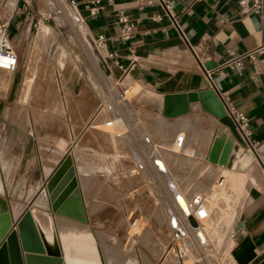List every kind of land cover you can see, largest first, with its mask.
I'll return each mask as SVG.
<instances>
[{"label":"crops","instance_id":"crops-1","mask_svg":"<svg viewBox=\"0 0 264 264\" xmlns=\"http://www.w3.org/2000/svg\"><path fill=\"white\" fill-rule=\"evenodd\" d=\"M65 1L69 6L71 1L76 5L75 10L71 8L73 19L87 40L93 44L99 35L106 38L100 61L107 80L120 87L134 84L130 85L131 91L139 86L141 91L160 100L164 95L210 89L218 98L219 94L224 95L230 105L247 117L251 138L262 147L264 159V30L258 18L238 16V0H171L182 35L163 15L157 0ZM22 2L25 1L0 0V24L10 20L7 37L17 59L13 72H0V196L7 201L11 222L15 223L69 155L85 222L51 216L71 221L70 224H83V230L88 232L93 227L94 206L88 205L79 176L87 177L95 170L107 177L118 172L112 150L100 149L93 141L95 127L89 126L97 120L101 105L88 76V66L92 69V64L72 58L69 46L70 58H65L63 70L55 77L59 94L44 85L47 76L33 82L29 92L32 78L25 81L28 66L51 69L58 62L62 66L63 56L59 61L55 57L67 50V36L60 25L27 11ZM120 14L134 22L126 42L118 39ZM157 16L161 19L156 20ZM131 58L136 62L132 63ZM195 117L199 124L206 121L209 125L205 131L210 133V141L200 153L203 163L218 174L222 168L204 160L218 122L203 112L199 104H190L189 113L178 118L193 121ZM119 136L116 134L111 140ZM57 138H61L63 148H59L64 153L59 148L52 149L51 143ZM230 173L228 182L233 192L234 188H243L244 193L235 223L237 226L241 222V226L234 231L237 237L232 238L229 255L237 264H264V167L251 160L243 171ZM12 202L20 204L16 212L24 206L17 216L15 209L10 212ZM227 211L225 207L210 225L212 229H207L209 232L201 230L206 239L201 248L207 250L211 242L219 243L217 224L231 219ZM38 212L34 221L40 217L35 218ZM98 251L102 258L101 249Z\"/></svg>","mask_w":264,"mask_h":264},{"label":"rangeland","instance_id":"rangeland-1","mask_svg":"<svg viewBox=\"0 0 264 264\" xmlns=\"http://www.w3.org/2000/svg\"><path fill=\"white\" fill-rule=\"evenodd\" d=\"M22 1H25L22 5L27 11L60 25L66 32L63 35L68 37H65L67 50L64 48L65 51L62 50L55 57V61H59L63 56L62 66L58 62L61 68L28 66L25 81L32 78L31 86L28 85L29 92L33 82L37 83L41 77L47 76L44 77V85L51 86L53 92L59 94L55 77L63 70L65 58H70L69 46L72 58L79 63L90 61L92 69L88 66V76L101 105L97 120L90 122L89 126L95 127L93 141L100 149L112 150L118 169L108 177L101 170H95L87 177L79 176L81 191L86 194L88 205L94 206L91 213L93 227L87 229L88 233L83 230V224H72L83 228L81 231L72 225L64 227L58 224L60 245H63L66 237L86 238L101 264H108L110 260L112 264L125 261V264H225L230 256L244 191L243 188H234L233 192L228 182L230 170L221 169L217 174L211 166L203 163L200 150L210 141V133L205 131L209 128L208 123L202 121L199 124L200 120L196 117L193 121L189 118L166 119L161 116L162 100L159 97L141 91L139 86L131 91L130 85L134 84L120 87L114 81L107 80L100 61L101 50H97L84 36L81 27L75 25L72 9L65 0ZM0 72L4 70L0 69ZM109 121L111 125L107 126ZM178 123L179 131L176 132L174 126ZM116 134L120 136L112 141L111 137ZM176 136L185 137L182 150L174 147ZM60 140L57 138L51 143L52 149L61 146ZM253 162L256 164V161ZM131 170L135 173L132 174ZM168 178L179 188L189 208L195 195L202 197L207 219L200 223L199 231L209 232L212 229L210 225L225 207L228 208L226 214L231 219L222 225V221L217 224V230L222 229L217 245L211 242L209 249L201 248L168 187ZM221 178L223 182L219 185ZM18 203L12 202L10 206V212L15 209L13 212L16 216L20 212H16L20 205ZM177 230L184 234L183 237L176 235ZM92 232L94 234H90ZM204 240L203 246L206 245L205 237ZM98 248L101 249L102 258Z\"/></svg>","mask_w":264,"mask_h":264},{"label":"water","instance_id":"water-1","mask_svg":"<svg viewBox=\"0 0 264 264\" xmlns=\"http://www.w3.org/2000/svg\"><path fill=\"white\" fill-rule=\"evenodd\" d=\"M190 104H199L200 109L218 122L211 137L204 160L212 166L225 170L243 171V159L247 156L244 144L234 125L225 115L224 108L216 93L210 89L198 93L164 95L161 116L175 119L189 113ZM250 153V152H249ZM250 162L255 161L250 153ZM31 207L85 222L78 182L71 157L66 156L46 181L43 190L31 203ZM241 226L237 223L236 229ZM0 264H64L61 256L46 252L31 209L12 224L7 201L0 196Z\"/></svg>","mask_w":264,"mask_h":264},{"label":"built area","instance_id":"built-area-1","mask_svg":"<svg viewBox=\"0 0 264 264\" xmlns=\"http://www.w3.org/2000/svg\"><path fill=\"white\" fill-rule=\"evenodd\" d=\"M157 5L160 10L163 12V15L168 18L172 27H174L181 35L182 31L177 23V19L173 13L174 2L171 0H157ZM70 6L73 10L76 9V5L71 1ZM237 13L240 18L256 17L261 22L262 30H264V0H238L237 2ZM156 20H160L159 16L155 17ZM118 22L120 24V30L118 39L121 42H126L130 39L132 30L134 28V22L127 18L126 15L120 14ZM10 20H5L0 24V69L13 72L17 66V59L14 52L11 50V46L7 37V31L9 29ZM106 42V38L102 35H99L95 38L93 42L94 47L102 49ZM131 62L135 63L136 59L131 58ZM210 78V74H208ZM219 100L224 108L225 115L230 119L234 125L238 135L243 141L244 148L250 152L255 161L264 167V159L262 154V147L255 143L251 138V133L248 129V119L247 117L237 111L232 105H230L224 95L219 94ZM107 126H110V121L106 123ZM185 146V137L176 136L174 140V147L177 150H182ZM223 179H220L219 185H221ZM191 207L193 210L194 219L201 223L207 219V213L203 207V199L200 195H195L191 199ZM180 254V253H179ZM183 256V254H180ZM225 264H237L234 259L230 256L227 258Z\"/></svg>","mask_w":264,"mask_h":264},{"label":"bare ground","instance_id":"bare-ground-1","mask_svg":"<svg viewBox=\"0 0 264 264\" xmlns=\"http://www.w3.org/2000/svg\"><path fill=\"white\" fill-rule=\"evenodd\" d=\"M186 123L189 124V122L187 120H186ZM179 124L180 123H178L174 126V130L176 132L179 131ZM136 157H138V156H136ZM156 161H158V160H156ZM249 162H250V158L246 156L242 161V166H245V167L249 166ZM156 167L158 168V166H156ZM159 167H161V166L159 165ZM231 171H236V170H231ZM167 184H168V187H169L170 191L172 192L173 196L175 197V200L177 201L178 206L181 209L183 215L188 220V224L190 225L191 229L194 231L193 233L195 234L196 240L199 242V245L201 247H203L205 240H204V237H203L201 231H199L200 223L197 222L193 217V210H192L191 204H190V208H189L188 204L186 203L185 199L183 198L182 194L180 193L179 188H177V186L172 182L171 178H168ZM0 188H1V185H0ZM23 207L24 206H20V211ZM30 209H35V210L40 211L35 216V218L38 215H40V217L36 218V220L34 222H35V225H36L37 230L39 232V235L41 237V240L45 246V250L48 254L61 256L64 260V264H101L100 259L97 258L93 254V252L91 251L92 250L91 244L88 242V240L86 238L82 239V238H79V236L66 237V239L64 238L65 241H64L63 245H60L58 231H57L56 226L59 224V225L64 226V227H69L72 224H65V222H68L67 220H65L63 218H58V217L53 218L51 216V214L44 212V211H41L39 209L33 208V207H30ZM35 210H31L32 216L35 215V212H36ZM33 219H34V217H33ZM54 219H57L56 224L54 223ZM171 224L173 225V221L171 222ZM76 229H77V231H81L83 228H79V227L77 228L76 227ZM221 230L220 231L217 230L218 231L217 236L221 235ZM177 234L180 235L181 237H183V235H184L179 230L176 231V235ZM235 237H237L236 234H234L233 238H235ZM232 245H233V242L231 243V246ZM125 262H122L121 264H125ZM108 264H112V261L110 260V262ZM117 264H118V262H117Z\"/></svg>","mask_w":264,"mask_h":264}]
</instances>
